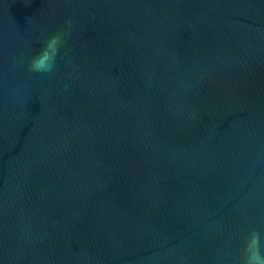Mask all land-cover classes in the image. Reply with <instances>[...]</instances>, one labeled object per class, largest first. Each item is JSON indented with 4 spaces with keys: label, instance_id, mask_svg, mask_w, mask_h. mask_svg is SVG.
Returning a JSON list of instances; mask_svg holds the SVG:
<instances>
[{
    "label": "water",
    "instance_id": "1",
    "mask_svg": "<svg viewBox=\"0 0 264 264\" xmlns=\"http://www.w3.org/2000/svg\"><path fill=\"white\" fill-rule=\"evenodd\" d=\"M252 231L264 0H0V264H243Z\"/></svg>",
    "mask_w": 264,
    "mask_h": 264
},
{
    "label": "clouds",
    "instance_id": "2",
    "mask_svg": "<svg viewBox=\"0 0 264 264\" xmlns=\"http://www.w3.org/2000/svg\"><path fill=\"white\" fill-rule=\"evenodd\" d=\"M62 44L60 34L49 37L41 51L32 57L29 64L30 71L41 74L52 73L61 57ZM244 252L243 264H264V234L252 231L246 240Z\"/></svg>",
    "mask_w": 264,
    "mask_h": 264
}]
</instances>
